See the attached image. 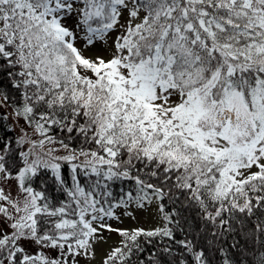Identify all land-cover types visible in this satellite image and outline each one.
I'll list each match as a JSON object with an SVG mask.
<instances>
[{"label":"snow or ice","instance_id":"6c2138e0","mask_svg":"<svg viewBox=\"0 0 264 264\" xmlns=\"http://www.w3.org/2000/svg\"><path fill=\"white\" fill-rule=\"evenodd\" d=\"M105 232L100 264H264V0H0V264Z\"/></svg>","mask_w":264,"mask_h":264},{"label":"rangeland","instance_id":"374dc122","mask_svg":"<svg viewBox=\"0 0 264 264\" xmlns=\"http://www.w3.org/2000/svg\"><path fill=\"white\" fill-rule=\"evenodd\" d=\"M95 53H96V49H93L92 51L87 52L86 55H94ZM122 219H123V223L117 224L115 222H112L113 226L114 227H122V228H126V227L150 228V227H153L157 222L152 215L142 213V212L136 213V220L135 221L128 219V218H123V217H122ZM105 236L107 237V243L98 247L96 259L94 261H92L91 264H100L103 253L107 249H109L111 246L116 245L118 243V241L120 240V237L114 233L105 232ZM81 264H87V262L81 261Z\"/></svg>","mask_w":264,"mask_h":264}]
</instances>
